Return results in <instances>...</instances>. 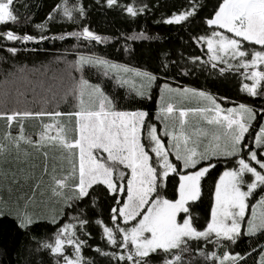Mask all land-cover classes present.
Returning <instances> with one entry per match:
<instances>
[{
  "label": "snow or ice",
  "instance_id": "1",
  "mask_svg": "<svg viewBox=\"0 0 264 264\" xmlns=\"http://www.w3.org/2000/svg\"><path fill=\"white\" fill-rule=\"evenodd\" d=\"M14 2L0 0V25L18 23ZM116 3L117 0H107L109 7ZM145 8L123 6L132 17ZM198 10L199 5L191 0L187 9L173 13L163 22L181 24L195 17ZM74 12L80 17L85 15L82 5L69 7L64 0L47 19L61 15L73 21ZM201 22L206 26L205 32L193 39L202 49L206 48L208 59L202 61L193 56L192 62L211 65L213 70L219 65L221 75L235 71L241 77L240 92L251 97L264 94V0H217L212 13ZM35 27L41 31L38 38L19 35L11 29L0 32V38L21 43L48 39L43 34L45 24ZM67 35L96 43L108 39L87 26ZM57 38L64 36L53 37ZM7 51L15 55L18 50L9 47ZM85 66L103 69L105 76L110 70L129 71L103 57L81 55L73 65L80 76L71 77L64 94L65 100L70 95L75 101L72 111H0V119L7 125L0 141V158L9 165L0 167V193L7 192V197L0 195V218H11L23 233L31 232L41 222L50 225L51 237L40 242L39 247L49 250L57 258L56 264H86L81 253L87 240L81 237H90L86 230L90 221L83 217L84 208L78 205L90 198L95 207L97 197L93 193L98 188L111 203L108 221L98 218L94 223L114 250H93L115 264H185L183 254L190 251L193 241L218 244L223 240L235 244L242 235H264V108L259 110L261 122L254 129L257 110L244 103L225 109L205 91L171 87L165 75V82L159 86L157 126L147 119L146 111L118 110L100 84L84 78ZM167 68V64L163 65L165 73ZM132 71L141 80L139 86L118 76L117 85H127L130 93L151 99L150 93L145 97L144 89H150L160 77L147 71ZM192 96L202 98L206 105L178 108L174 102L175 98ZM190 113L200 118L194 131H189ZM64 117L72 122L71 129ZM28 118L41 121L39 131L31 135L25 133L24 120ZM13 121L18 124L15 132ZM28 148L42 157L39 164L33 162ZM57 151L70 165L67 170L61 168L63 174L59 175L55 156L50 157V152ZM13 154L15 167L9 161ZM221 163L224 169L214 182L210 219L198 229L188 204L201 197L202 179ZM170 176L171 195L167 186ZM25 186L27 192L13 196ZM44 189L60 205L58 211L35 210L37 197L44 195ZM74 212L79 214L73 215ZM199 254L211 264H246L251 252L241 255L225 250L223 256H218L200 249ZM259 264H264V248L260 250Z\"/></svg>",
  "mask_w": 264,
  "mask_h": 264
},
{
  "label": "trees",
  "instance_id": "2",
  "mask_svg": "<svg viewBox=\"0 0 264 264\" xmlns=\"http://www.w3.org/2000/svg\"><path fill=\"white\" fill-rule=\"evenodd\" d=\"M195 2L199 5L195 17L181 24H166L163 22L165 19L171 17L173 13L187 9L191 0H117L116 5L111 7L107 5V0H67L69 7L82 5L85 10L83 17L74 12L73 21L61 15H57L54 20L47 19L52 9L57 4H63L64 0H15L13 8L18 23L0 25V32L11 29L19 35L29 34L38 38L41 31L35 25L45 24L43 34L48 39L38 43H21L0 38V111L11 112L16 109L72 111L75 101L70 95L65 100L64 94L71 83V77L80 76V73L73 70V65L78 56L95 55L114 64L141 72L147 71L160 77L150 87L148 94L150 93L151 99H142L130 93L129 87L117 85L116 78L111 73L108 72L105 76L103 69L85 66L84 78L91 83L100 84L105 93L113 99L118 110H143L149 113V118H153L157 111L159 86L165 82L166 75L171 87L205 91L215 97L223 108L235 107L239 103L252 107L257 110V120L253 122V126L254 129H258L261 122L259 110L264 108V94L251 97L247 93H242L239 90L241 77L237 72L225 71L221 75L219 65L213 70L211 65L193 63L190 59L193 56H199L202 61L208 59L206 49H202L193 38L204 34L206 26L201 22L202 18L212 13L217 0H195ZM129 4L136 8L145 6L146 8L132 17L123 9V6ZM84 26L108 39L104 43H96L67 35L70 32L80 31ZM60 36L64 38L53 39ZM9 47L17 48V53L15 55L9 53L7 51ZM165 64L168 65L166 73L163 71ZM185 72L188 74L185 75ZM129 78L131 77H127ZM135 82L140 84V78L137 77ZM63 120L69 128H72V122L67 117ZM0 122L2 124L0 136H2L6 122L3 119H0ZM13 123L17 124L16 121ZM40 123L41 121L35 118L24 120L25 127L29 124L40 126ZM37 131L39 130L29 129V131L25 130V133L31 135ZM27 150L32 153L33 162L39 164L42 157L31 148ZM57 159L58 167H65L67 170V164L63 166L62 158L57 157ZM9 161L12 162L11 166L15 167L14 154L9 157ZM8 166L4 160L1 161L0 167ZM49 168L51 169V162ZM223 169V163L211 169L202 179L201 197L188 204L191 219L198 229L206 226V222L210 219L211 193L214 182ZM167 186L171 195L173 190L171 176L167 180ZM28 190L25 186L14 192L13 196ZM0 195L7 197V192ZM93 196L97 197L95 207L91 206L90 198H86L78 205L84 208L83 217L90 221L86 226L90 237H81L87 240V245L82 249L81 254L86 264H115L114 260L93 250L97 247L105 252L114 250L102 238V229L94 223L98 218L108 221L110 199L102 188H98ZM59 207L60 205L53 203L46 194L38 195L35 207L37 212L58 211ZM77 214L79 213H73V215ZM51 232L52 227L46 222H41L34 226L31 232L23 233L15 227L11 218H0V264H56L57 258L49 250L39 247L40 242L50 239ZM261 248H264V235L259 233L253 237L242 235L235 244L223 240L218 244L203 241L197 244L193 241L190 251L183 254V259L185 264H211L199 254L200 249L216 252L218 256H223L224 251L228 250L232 254L241 255L251 252V255L246 257V264H259Z\"/></svg>",
  "mask_w": 264,
  "mask_h": 264
},
{
  "label": "rangeland",
  "instance_id": "3",
  "mask_svg": "<svg viewBox=\"0 0 264 264\" xmlns=\"http://www.w3.org/2000/svg\"><path fill=\"white\" fill-rule=\"evenodd\" d=\"M120 66H122V65H120ZM123 67L129 69V71L110 70L109 73H111L115 78L118 76L121 80H125V79L126 80H129V81L134 82L137 86H139L140 84H138L137 82H135L136 79H137V76L135 75V72L132 71L134 69H131V68H128V67H125V66H123ZM127 77H131V78L127 79ZM125 86L128 87L127 85H125ZM149 90H150L149 88H145L144 89L145 95H148ZM159 96H160V92H159ZM158 102H159V97H158V100H157V107H158ZM174 102L176 103V105H177L178 108H180V107H183V108L203 107L207 103L202 98L193 97V96L190 97V98H188V99L175 98L174 99ZM225 109H227V108H225ZM155 114H154L153 118H149L148 117L147 119L150 120L153 123H156L157 126H159V122L155 120ZM187 119L189 120V123L191 125V128L189 129V131H194L195 128L200 125V118H199L198 115H195V114H191L190 113ZM1 161H3V158H0V164H1ZM248 214L249 215L251 214V209H249Z\"/></svg>",
  "mask_w": 264,
  "mask_h": 264
},
{
  "label": "crops",
  "instance_id": "4",
  "mask_svg": "<svg viewBox=\"0 0 264 264\" xmlns=\"http://www.w3.org/2000/svg\"><path fill=\"white\" fill-rule=\"evenodd\" d=\"M6 124V123H5ZM31 126V127H30ZM25 127V126H24ZM39 127L40 126H33V124H29V126H27V127H25V130H27V131H29V129H32V130H35V129H38L39 130ZM18 128V125L17 124H15V123H13L12 124V130H13V132H15V130ZM69 129H71V128H69ZM0 130H2V124H1V122H0ZM7 130V125H6V128H5V131ZM71 134V133H70ZM2 138H3V134H2V136H0V141L2 140ZM52 156H55V162H56V165H57V174L59 175V174H63L62 173V171H61V168L60 167H58V163H59V160L57 159V157L58 158H61V153L60 152H50V157H52ZM50 162H51V160H50ZM60 162H61V160H60ZM62 163L64 164L63 166H65V164H67V169L70 167V165H69V163H68V161L67 160H64V159H62ZM49 167H50V163H49ZM63 169L65 170V167H63ZM51 170V169H50ZM44 194H46V196H47V198L48 199H50L53 203H55V204H57V205H59L57 202H56V200H55V198H53L52 196H51V193L47 190V189H44Z\"/></svg>",
  "mask_w": 264,
  "mask_h": 264
}]
</instances>
